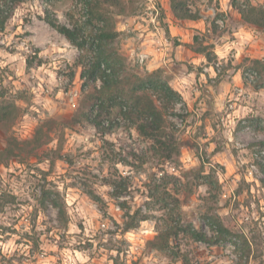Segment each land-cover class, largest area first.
Segmentation results:
<instances>
[{"label": "rangeland", "instance_id": "1", "mask_svg": "<svg viewBox=\"0 0 264 264\" xmlns=\"http://www.w3.org/2000/svg\"><path fill=\"white\" fill-rule=\"evenodd\" d=\"M193 2L201 17L195 21L177 19L170 0H117L108 12L120 34L111 45L121 58L117 71L144 77L162 69L181 96L177 114L168 115L179 158L147 157L152 140L139 135L118 104L108 102L110 115L99 119L105 131L86 120L59 129L37 156L0 166V264H264V88H256L264 79V30L238 10H262L264 0ZM57 3L51 11L60 23L85 35L103 26L96 18L86 25L88 0ZM47 7L28 0L8 8L0 30V96L20 108L12 131L22 140L41 122L71 118L79 107L98 117L106 99L89 102L104 85L85 74L91 47L82 51L50 27ZM213 21L219 29L208 33ZM197 37L212 45L214 63L190 48ZM72 90L79 91L76 106ZM144 157L150 162L143 164ZM202 164L201 177L213 172L218 193L190 173ZM152 186L155 201L148 197ZM127 210L151 216L125 231ZM214 215L231 231L224 240L181 235L170 248L153 247L157 222L166 229L180 221L211 236Z\"/></svg>", "mask_w": 264, "mask_h": 264}, {"label": "trees", "instance_id": "2", "mask_svg": "<svg viewBox=\"0 0 264 264\" xmlns=\"http://www.w3.org/2000/svg\"><path fill=\"white\" fill-rule=\"evenodd\" d=\"M26 1L28 0H0V30L4 29L11 16L8 8L12 7L10 9L12 11L15 7ZM170 1L173 14L177 19L194 21L201 19L199 12H195L191 8L194 0ZM45 2L48 7L44 10V21L50 27L64 35L82 51L87 50V45L91 47L90 54L92 57L85 74L89 75L90 80L93 81L101 79L104 85L102 91H95L88 98L89 102L91 103L101 98L106 99L98 103L101 109L98 117L95 116L93 118L86 113L88 111H85L83 107H79L71 118H52L41 122L36 127L35 133L30 140H22L16 137L12 131L19 117L20 108L14 102L3 100V95L0 96L2 98V102H0V133L5 136V145L0 147V166L12 160H25L37 156L40 151H43L49 145L54 132H57L59 129L69 128L83 120L91 122L100 131L107 130L108 126L103 125L101 121L99 122V119L103 118V113H106L108 116L110 115V112L107 111L108 107H106L109 103L114 105L118 104L123 117L131 125L136 126L139 135L152 140L153 147L149 155H146L147 157L151 156L164 162H173V160L179 158L181 142L171 128L172 123L168 120V115L177 114L175 106L181 99V96L168 82L164 81L162 76L163 70L158 69L152 73H147L144 77L131 75L128 72L121 73V71H125L123 67L120 71H117V66L120 64L121 58L111 45L120 34L115 31L113 19L108 14L109 4L116 5L117 0H88L87 10L89 18L86 25L91 24V26H94L92 22L96 18L99 22L103 23V26H100L98 29H93L87 35L84 34L83 28L81 27L70 28L59 22L55 12L51 11V8L53 9L57 6L58 0H45ZM238 10L246 23L264 30V9L254 8L251 10H243L238 8ZM209 27L208 33L218 31L219 29V25H216L215 21L210 23ZM164 30L170 36L167 25H164ZM210 47L212 45H204L199 37L194 38L193 44L190 45V48L194 52L201 53L212 64L215 61H213L214 57L209 52ZM256 64H258L257 61ZM244 79L250 83L257 82L250 81L246 73L244 74ZM150 85L152 88L149 87ZM256 88H264V79L256 85ZM106 92L108 93L106 94ZM149 162L146 157L142 160L143 164ZM204 168L202 164L199 170L191 171L190 173L197 175L198 181L199 178L206 179L202 183H198V185H206L210 190H216L218 193L220 185L218 180H214L213 172L201 177V174L205 173ZM109 184L117 186L116 181L109 180ZM156 188L157 186H152L149 189L150 193L148 197L153 201L158 199V196L154 194ZM217 196L218 194H215V197ZM93 199L97 204L103 205L102 199L97 195H94ZM150 216L149 213H143L141 211L131 212L127 210L124 215V230L129 231L136 228L142 221L148 220ZM157 224L159 235L152 242V245L160 249L170 248L171 241L177 240L181 235L189 240L215 244L220 240H224L226 238L225 236L231 232L222 222L219 215L213 216L212 224L214 233L211 236L204 231L195 229L191 224L188 227L186 225L183 226L180 221L174 222L166 229H162L158 222Z\"/></svg>", "mask_w": 264, "mask_h": 264}, {"label": "built area", "instance_id": "3", "mask_svg": "<svg viewBox=\"0 0 264 264\" xmlns=\"http://www.w3.org/2000/svg\"><path fill=\"white\" fill-rule=\"evenodd\" d=\"M140 62L143 63L145 61V59L147 58L146 55H140ZM69 99H70V102L72 103L73 106H76V100L79 96V91L78 90H72L70 91L69 93Z\"/></svg>", "mask_w": 264, "mask_h": 264}]
</instances>
